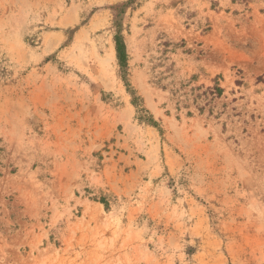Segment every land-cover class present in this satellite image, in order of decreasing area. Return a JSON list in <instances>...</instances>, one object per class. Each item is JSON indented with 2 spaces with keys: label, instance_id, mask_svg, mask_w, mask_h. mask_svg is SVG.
I'll use <instances>...</instances> for the list:
<instances>
[{
  "label": "rangeland",
  "instance_id": "1",
  "mask_svg": "<svg viewBox=\"0 0 264 264\" xmlns=\"http://www.w3.org/2000/svg\"><path fill=\"white\" fill-rule=\"evenodd\" d=\"M126 1L0 0V264H264V0H136L121 68Z\"/></svg>",
  "mask_w": 264,
  "mask_h": 264
},
{
  "label": "trees",
  "instance_id": "2",
  "mask_svg": "<svg viewBox=\"0 0 264 264\" xmlns=\"http://www.w3.org/2000/svg\"><path fill=\"white\" fill-rule=\"evenodd\" d=\"M135 2H136V0H128L124 3H119V4L111 6V10L114 13L112 25H113V28L115 30V34L113 37V44H114L116 59H117V62L121 68H125L126 63H127L126 48H125V44H124L123 36H122V29H123L122 28V16L126 13V11L129 8H133V5L135 4ZM218 79H219V77H216L213 80L215 85L211 89L213 91L212 93L215 94L217 97L220 96L223 92L217 83ZM130 102L137 109L136 112L139 113L138 103L140 102V98L134 97V98H132V100ZM141 121H143V120L141 119ZM144 122H147V121H144ZM148 122L150 125L155 126V123H154V121H152V119L151 120L149 119Z\"/></svg>",
  "mask_w": 264,
  "mask_h": 264
}]
</instances>
